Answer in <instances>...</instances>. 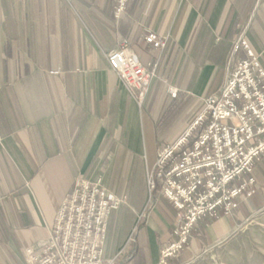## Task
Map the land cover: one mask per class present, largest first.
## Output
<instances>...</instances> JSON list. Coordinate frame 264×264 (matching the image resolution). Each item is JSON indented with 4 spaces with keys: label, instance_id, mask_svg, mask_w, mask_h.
Returning <instances> with one entry per match:
<instances>
[{
    "label": "crops",
    "instance_id": "1",
    "mask_svg": "<svg viewBox=\"0 0 264 264\" xmlns=\"http://www.w3.org/2000/svg\"><path fill=\"white\" fill-rule=\"evenodd\" d=\"M126 2L115 18L117 0H0V264H26L23 249L49 235L75 180L103 169L117 174L109 192L126 197L107 223L104 257L156 264L171 242L177 210L170 201L156 197L148 218L137 221L148 198L145 173L177 129L158 124L160 109L142 111L111 71L105 56L121 41L156 65L151 92L177 89L173 104L185 111L179 127L246 59L243 48L234 51L242 34L264 71V0ZM149 31L166 37L163 50L143 43ZM135 169L145 179L137 193L129 179ZM253 175L255 194L233 215L200 221L170 264L229 237L264 208V157Z\"/></svg>",
    "mask_w": 264,
    "mask_h": 264
},
{
    "label": "built area",
    "instance_id": "2",
    "mask_svg": "<svg viewBox=\"0 0 264 264\" xmlns=\"http://www.w3.org/2000/svg\"><path fill=\"white\" fill-rule=\"evenodd\" d=\"M127 0H117L114 17ZM242 34L234 51L246 59L228 71L217 92L201 100L202 109L173 142L160 146L147 175L150 212L158 193L178 211L172 241L157 264H167L186 247L189 234L203 218L232 214L255 194L253 168L264 157V71ZM143 43L163 50L166 37L149 31ZM136 105L141 106L155 78L156 65L143 64L129 43L121 41L105 56ZM176 99L178 91L168 88ZM124 199L109 193L103 180L78 178L57 209L52 229L37 245L23 249L26 264H118L106 259L103 248L111 212ZM134 238L130 237L129 246Z\"/></svg>",
    "mask_w": 264,
    "mask_h": 264
},
{
    "label": "rangeland",
    "instance_id": "3",
    "mask_svg": "<svg viewBox=\"0 0 264 264\" xmlns=\"http://www.w3.org/2000/svg\"><path fill=\"white\" fill-rule=\"evenodd\" d=\"M150 87H151V85H150ZM150 87H149V89H150ZM172 89H174V88H172ZM151 91L152 90L150 89L145 100L143 101V103L139 107H141L142 111H144L146 109L148 111H150V110L154 111V110L160 109L159 110L160 114L158 115V124H160V125L167 124V128L173 129L174 131L177 129L173 135L164 137V139L161 138L162 141H160V143H161L160 146H162V145H166L167 143H171V142L175 141L182 134V131L185 128H187V126L195 119V117L190 122H186V124L182 125V127H179L181 120L183 121L182 115L185 111L180 110L178 107V104H173L176 99H173L168 94V88H167V91L159 89V88H155L153 92H151ZM149 98H150V100H148ZM176 98H177V96H176ZM147 100L149 101V103H146ZM159 116H161L160 119H159ZM158 148L160 149L159 146H158ZM156 156H157V153H156ZM109 162H110V158L108 160H106L107 164H109ZM107 164H105V165H107ZM154 164H153V166H154ZM152 168L148 169L145 173V178H146L145 189H146L147 193H148L147 175L152 170ZM116 175L117 174L115 172H109L108 169L107 170L103 169L100 172H96L91 180H93L99 176L101 178V180H103V185H104L105 189L109 192V190L107 189V184H109V185L114 184L116 181V179H115ZM123 179L124 180L120 182L121 184H123L124 181L126 180L125 175H124ZM129 179L132 182V186H133L134 190L136 191V193L141 188V186L144 185V183H145V179H143V176H141L140 170L135 169L134 171L130 172ZM87 180H89V179H87ZM112 194H114V193H112ZM115 195L120 199H124V197L122 198V197H119L117 194H115ZM158 196L166 199L160 193H158L157 196H155V198ZM148 197H149V193H148ZM147 200H148V198L146 199V202L143 205L142 211H140V213L138 214L137 223L139 225H141V223L144 220H146L148 218V216L150 215V213L155 209L153 206L152 210H150V212L146 210L145 207L147 204ZM125 203H126V197H125L124 203L121 204L117 208V210H119V208L121 206L125 205ZM117 210H115V211H117ZM233 213L229 214V215H233ZM177 214H178V211H177ZM177 214H176V218H177ZM110 216H109V218H110ZM221 216H225V215L221 214L214 219L203 218L200 221H203V220L214 221ZM199 223L200 222H198L197 224H199ZM175 224H176V219H175ZM175 224L173 225L171 237L173 234ZM195 226H194V228H195ZM194 228L191 230V232L189 234L190 237L188 239V242H189L190 238L192 237L191 235H192V231L194 230ZM173 238L174 237H172V239ZM172 239H171V241H172ZM188 242L186 244V247L188 245ZM186 247L182 250V252L179 255H177L175 258H172L171 260H169L167 262V264H170L172 261L177 260L180 257V255L184 252ZM159 257H160V255H159ZM158 260H159V258H158ZM176 264H264V208L259 210L256 213L250 215L249 217L245 218L244 222L240 223L233 231L230 232L229 237H227L223 240L217 241L214 244L203 247L199 254L194 255L193 257L189 258L185 262H179L178 261Z\"/></svg>",
    "mask_w": 264,
    "mask_h": 264
}]
</instances>
